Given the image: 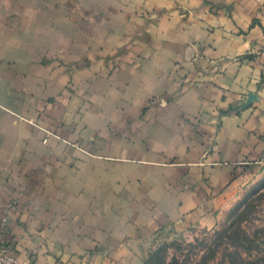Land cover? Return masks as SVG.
Here are the masks:
<instances>
[{"label":"crops","instance_id":"obj_1","mask_svg":"<svg viewBox=\"0 0 264 264\" xmlns=\"http://www.w3.org/2000/svg\"><path fill=\"white\" fill-rule=\"evenodd\" d=\"M258 162L264 0H0V245L20 264H145L140 240L214 222Z\"/></svg>","mask_w":264,"mask_h":264},{"label":"rangeland","instance_id":"obj_2","mask_svg":"<svg viewBox=\"0 0 264 264\" xmlns=\"http://www.w3.org/2000/svg\"><path fill=\"white\" fill-rule=\"evenodd\" d=\"M237 191L214 214L212 226L190 225L185 229L165 226L137 244L145 262L159 247L188 264H264V162L245 165ZM175 246L182 249L180 254Z\"/></svg>","mask_w":264,"mask_h":264},{"label":"trees","instance_id":"obj_3","mask_svg":"<svg viewBox=\"0 0 264 264\" xmlns=\"http://www.w3.org/2000/svg\"><path fill=\"white\" fill-rule=\"evenodd\" d=\"M167 249L168 247L164 246L153 251L145 260V264H188V261H181L176 255H173L167 263ZM174 250L179 254L182 252V249L178 246H175Z\"/></svg>","mask_w":264,"mask_h":264},{"label":"built area","instance_id":"obj_4","mask_svg":"<svg viewBox=\"0 0 264 264\" xmlns=\"http://www.w3.org/2000/svg\"><path fill=\"white\" fill-rule=\"evenodd\" d=\"M47 136H53L51 133H47ZM0 264H20L15 258H13L5 245H0Z\"/></svg>","mask_w":264,"mask_h":264}]
</instances>
